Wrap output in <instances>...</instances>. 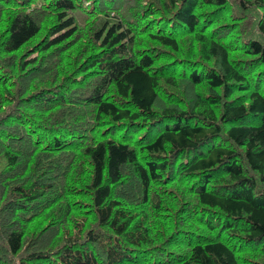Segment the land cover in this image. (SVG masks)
Listing matches in <instances>:
<instances>
[{"label":"trees","instance_id":"16d2710c","mask_svg":"<svg viewBox=\"0 0 264 264\" xmlns=\"http://www.w3.org/2000/svg\"><path fill=\"white\" fill-rule=\"evenodd\" d=\"M0 264H264V0H0Z\"/></svg>","mask_w":264,"mask_h":264}]
</instances>
